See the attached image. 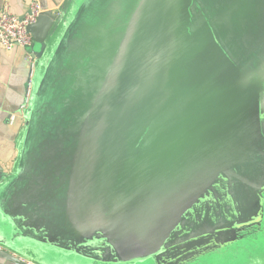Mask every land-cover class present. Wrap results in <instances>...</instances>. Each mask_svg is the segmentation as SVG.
I'll return each mask as SVG.
<instances>
[{
  "label": "rangeland",
  "instance_id": "1",
  "mask_svg": "<svg viewBox=\"0 0 264 264\" xmlns=\"http://www.w3.org/2000/svg\"><path fill=\"white\" fill-rule=\"evenodd\" d=\"M237 4V14L246 17L243 31L260 32L253 45L263 46L248 57L244 90L252 96V85L264 83V0L70 2L67 24L58 29L61 48L43 80L15 177L0 173V227L18 249L40 264H264L258 103L251 100L256 103L249 113L260 130L241 145L247 155L234 157L232 145L215 154L214 119L203 126L196 107L198 61L187 88L165 73L172 40L176 56L201 58L206 40L215 47L217 31L204 15L210 20L214 11L230 14ZM75 26L88 33L82 55L71 48ZM192 37L195 44L187 49ZM105 42L112 46L111 75L98 62ZM106 99L107 118L104 112V120L86 131L92 109ZM218 120L234 125L223 113ZM77 128L83 131L74 139ZM227 159L228 169L216 171ZM175 179L188 183L189 191L204 189L197 204L175 206L180 201L165 186Z\"/></svg>",
  "mask_w": 264,
  "mask_h": 264
},
{
  "label": "trees",
  "instance_id": "2",
  "mask_svg": "<svg viewBox=\"0 0 264 264\" xmlns=\"http://www.w3.org/2000/svg\"><path fill=\"white\" fill-rule=\"evenodd\" d=\"M241 6V4H237L232 13L220 15H217L215 11L211 12L207 6H203L204 9H207L208 12L214 13L215 15V17H212L210 20H207L206 14L204 15V21H206L208 25H212L215 30L217 29L213 36V38H215V47H209L211 42L210 40H206L201 50V58L199 56L197 59L196 55L194 57H189L188 54L187 57L179 54L176 56V53H174L176 46L174 45V40H172V52L167 58L165 65V73L168 74L171 79L178 78V80H184L182 84L187 88L188 80H190L194 74L192 67H196L198 61L199 68L201 66L202 69L201 77L197 84V94L200 93V99L197 100L196 107H198L199 111L201 110L198 115L205 127L210 126V119L212 117L214 119L212 126L214 129H217L216 131L219 133V140H216L219 147L213 152L215 154L221 151L225 152L229 146L232 145L231 148L232 151H234V157L247 155V148H245V145L252 139L250 136L251 133H258L260 130L258 121L254 120L252 122L249 113L251 106L256 102L262 112L263 125L261 126V131L264 132V83L260 82V84L256 83V86L252 85L255 90L252 92V96L251 90H244L247 84V77L249 78L248 72H250L251 68L248 62L250 58L248 57L255 51L263 49V46L257 44L253 45V41L260 36V33H256L255 35L254 33H245L243 31L246 17L237 14ZM227 15H229L228 18H226ZM233 29L236 30L234 33ZM194 44L195 38L193 41L192 37V42L187 44V49L193 47ZM205 89L208 92L204 94ZM189 91L191 92L190 95L196 93V86L190 88ZM227 94H231V97L229 95L228 101L226 102L223 98ZM253 99L256 102L253 103L251 101ZM110 106L108 108H110ZM108 111L110 112V110ZM218 113H223L228 118L230 117L234 125H218L220 123L218 120ZM199 134L203 133L200 132ZM230 135H233V139H230ZM243 144L245 145L241 146ZM185 145L186 146L181 145V147L183 148L184 146L183 149H185L186 153L188 152L186 151V149L188 150V144ZM229 160L230 159H227V162L222 165L219 164L221 167L218 166L216 171L224 172V169L230 166L228 163ZM238 162L239 163L231 165L232 170L239 167L238 165L241 161ZM165 186L168 187V189H166L167 191L170 190V196L180 201L178 205H175L176 207L183 205L194 206L195 203L197 204L199 197L204 193L203 188L189 191L188 183L182 186L177 179H175L173 183L171 182V184H165ZM175 206L171 205V207Z\"/></svg>",
  "mask_w": 264,
  "mask_h": 264
},
{
  "label": "crops",
  "instance_id": "3",
  "mask_svg": "<svg viewBox=\"0 0 264 264\" xmlns=\"http://www.w3.org/2000/svg\"><path fill=\"white\" fill-rule=\"evenodd\" d=\"M71 1L38 0L43 12L63 11ZM30 2L31 0H0V12L9 5L14 14L23 16L28 12ZM31 49L35 52L41 50L35 43ZM31 49L16 48L7 52L0 45V166L8 180L15 177L16 164L22 155L24 136L29 126L26 117L27 101L29 93L32 92V82L40 69L38 62L33 60L29 53ZM14 256L22 264H40L35 257L24 251V248L19 249ZM0 264L15 263L0 259Z\"/></svg>",
  "mask_w": 264,
  "mask_h": 264
},
{
  "label": "water",
  "instance_id": "4",
  "mask_svg": "<svg viewBox=\"0 0 264 264\" xmlns=\"http://www.w3.org/2000/svg\"><path fill=\"white\" fill-rule=\"evenodd\" d=\"M69 9V6L66 7L63 11H44L41 13V15L38 18V21L36 24L29 27V32L32 34L34 43L38 46H40L41 50L39 52H35L33 49L29 50L30 55H32L33 60L38 62L39 70H37L36 77L32 82V92L31 97L29 99V105L27 110V121L28 125L32 122V116L34 113V110L36 108V103L38 96L41 92L42 86H43V80L46 77V75L49 73L51 69L52 60L56 57V50L61 48V40L62 37L59 38L58 29L61 26V24L65 25L67 24L68 18H67V10ZM61 31V30H60ZM260 33V32H258ZM88 34L85 33L82 29L75 26L73 27V40L71 41V48L73 51L77 52L78 55H82L84 51H86L85 46L81 45L82 36ZM96 35L99 36L98 31H96ZM66 33L64 35V47L67 45L66 42ZM71 36V37H72ZM260 36L258 37V39ZM63 47V48H64ZM100 50V54L98 56V62L102 64V66L105 68V72L107 74H113L114 69L111 68V65L109 64V60L112 56V46L111 43L106 42L102 44ZM73 56H75L72 53ZM80 57V56H79ZM66 61V57L61 58V65ZM43 68V69H42ZM64 72V71H63ZM109 94V92H108ZM110 94L108 95L109 98ZM111 105L110 100H105L104 104H100L99 108L92 109L89 116L91 117V120H89V126L86 127L87 130H91L94 126L95 122H99L104 120L102 117V114L106 113L107 118V111L109 110V106ZM88 116V117H89ZM105 118V119H106ZM93 125V126H92ZM83 131L81 128H77L76 134L74 139L79 138L80 132ZM62 147L59 148L60 157L63 156L62 154ZM74 158V157H73ZM60 160H65L64 157H61ZM0 173L2 176L5 175L4 169L0 166ZM19 249L17 248V244L15 243L14 239L11 238L5 230H3L0 227V259L15 263V264H22L18 258H16L14 255L17 253Z\"/></svg>",
  "mask_w": 264,
  "mask_h": 264
},
{
  "label": "built area",
  "instance_id": "5",
  "mask_svg": "<svg viewBox=\"0 0 264 264\" xmlns=\"http://www.w3.org/2000/svg\"><path fill=\"white\" fill-rule=\"evenodd\" d=\"M42 12L38 0H31L29 10L23 16L14 14L10 6L6 5L0 12V45L7 52H12L16 48L31 49L34 45V39L29 32V27L37 23ZM30 96L31 92L29 93V99ZM29 99L27 101L28 105ZM27 107L24 106L25 109Z\"/></svg>",
  "mask_w": 264,
  "mask_h": 264
}]
</instances>
